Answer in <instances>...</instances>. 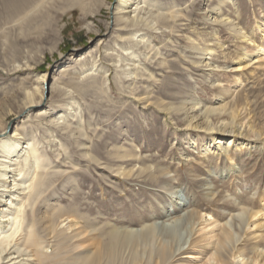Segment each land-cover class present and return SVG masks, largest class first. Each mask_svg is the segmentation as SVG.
<instances>
[{
    "label": "rangeland",
    "instance_id": "374dc122",
    "mask_svg": "<svg viewBox=\"0 0 264 264\" xmlns=\"http://www.w3.org/2000/svg\"><path fill=\"white\" fill-rule=\"evenodd\" d=\"M117 1L42 0L41 7L17 18L0 0V117L14 116L16 102L35 85L34 74L47 73L49 89L62 66L71 90L67 96L52 93L49 108L59 114L66 110L59 101L74 99L75 112L80 109L65 128L58 123L50 129L37 119L26 125L41 163L22 172L27 181L34 178L22 233L35 219L46 264H78L111 228L156 222L154 248L162 240L173 247L164 264H264V53L260 60L246 56L240 69L236 63L263 41L264 0H152L162 12H180L168 26L144 30L160 53L137 49L148 65L140 66L141 77L126 75L133 61L119 58L128 56L119 46L127 41L118 37L125 32L117 17L127 12L113 14ZM89 50L80 61L89 67L96 59L106 75L96 67L75 75L81 67L77 57ZM239 77L243 84L235 88ZM45 106L37 104L22 118ZM231 115L232 125L222 132ZM251 122L261 136L251 134ZM141 165L164 168L168 183L142 179ZM174 201H189L182 216L199 204L210 212L211 223L196 220L190 228L175 220L176 214L166 212ZM241 209L246 213L240 220ZM59 213L70 214L75 225L54 236L44 222ZM209 228L213 234L207 237ZM131 253L123 249L113 264H144L149 254L138 246L134 254L143 260L136 263ZM15 254L11 249L5 257Z\"/></svg>",
    "mask_w": 264,
    "mask_h": 264
},
{
    "label": "bare ground",
    "instance_id": "6f19581e",
    "mask_svg": "<svg viewBox=\"0 0 264 264\" xmlns=\"http://www.w3.org/2000/svg\"><path fill=\"white\" fill-rule=\"evenodd\" d=\"M5 2L10 4V7L12 8V15L17 16V18L27 17V13L30 10L32 9L35 10L36 8L38 9V7H41L42 5V0H5ZM220 2H222V0ZM126 4H127V0H118L115 7L113 8L115 10L113 14L127 12V15L123 14L117 17L118 21L120 22V24L117 25H121L122 30H124L125 32V34L124 33L121 34L120 33L121 31H119L118 37L127 41V44L124 43L119 46L121 47L122 50L125 51V55H127L128 57L130 56V58L125 56L123 57L120 56L119 58L121 61L122 59L123 61L128 59L133 61L134 66L132 65L133 68L126 69V71L124 72L126 75L134 74L136 77H141L145 73V71L143 72L140 66L146 64L144 61H142L143 59L141 58V53L138 52L137 49L143 47L144 50H146L145 52H147V54L152 50L155 57L160 53L159 50L154 47V45H151V41L149 40V35H147V33L144 30L145 29L157 30L158 28H160V26H158L160 23L167 25L166 24L167 22L169 23V21H173L177 19V16L180 11L169 9L168 11H170L171 14H167V12L161 11L162 9H164L161 3L154 2L152 0H133L130 3V5L126 6ZM153 6H156L158 11L160 12L157 11L158 13L156 14L152 13L153 10L148 8H152ZM108 8L110 9V5H108ZM126 8H129V10L125 11ZM214 9L217 12L221 10L220 6ZM213 16L214 15H211V18ZM55 34L56 35L59 34L58 29L56 30ZM212 51L213 50L211 49L210 53H212ZM90 52L92 53V51L89 50L84 54L83 53L80 54V56L77 57L78 63L80 64L81 67L80 70H75V75L77 74L78 76L82 77V75L86 71L88 70L90 71V69L92 70V68L94 67H96L94 68L95 70H97L98 68L102 69V73L106 75L107 70L100 67L97 64V61H95L96 59L95 60L92 59V64L89 67L86 65L85 62L80 61L86 55L90 54ZM263 53H264V35H263V41L261 43L254 45V47L250 51L246 50L244 53L245 56L237 57L236 59L237 60L236 63L238 64L237 68L240 69V66L242 64H243L242 67L246 65V61H245L246 56H249L251 54L257 55V60H260L263 57ZM259 65H261V63ZM146 66L148 67V65ZM146 66H145V70L147 71L148 68ZM65 71L66 69L63 66L56 71L55 75L53 76L51 87L49 89L45 88V83L48 79L47 73L34 74L32 80L35 85L30 90L27 89L24 92L23 98L19 99L16 102L15 105L16 110H14V116L8 121L0 117V264H15V263L33 264L30 261V259L27 258L25 259L21 258L19 259V261H17V258L22 255H27L28 258L33 257L35 260H38L39 264H42V262L43 263L45 262L46 264V261H44V259H47V257L43 251L45 249V245H43V240L42 237L40 236L41 234H39L37 227L35 228L36 222H34L35 220L34 218H33L34 220L32 219L33 221L30 224L31 226L30 229H27L26 232L22 233V231L24 230V229L22 230V227L24 226L23 223L25 222V215H26L24 214V211L26 210L25 204L27 205L30 204L26 202V200L29 198V194H30L29 192L33 191V188L31 187L32 185L31 180L33 176L30 181H27L26 177L24 176L25 173L22 172L26 168L31 169L35 166L37 167L41 163L40 161L41 155L37 149L36 146L37 144L34 142V139L32 137L28 136L25 133V129L27 123L29 121L31 122L34 119H37L48 128L50 127L53 128V126L59 125L58 123H64L65 126L62 127L65 128L68 127L71 124V122H73V121L70 122V119L74 117V115H76L77 111L80 110L77 109V111L75 112L74 104L76 102L73 101L74 99L69 101L60 100L59 101L60 104L59 106L58 105L57 106L58 107L65 106L66 108L65 107L64 108L66 110L62 108L63 110L59 114L55 113L56 109L52 110L51 108H49L48 105V103L51 102V99L48 97H50L52 93H56L57 95H62V96L69 93L70 88L67 89L69 85H67L63 79V75ZM51 80H52V75L50 76V81ZM243 81L244 80L242 78L240 77L237 78V81L235 83V88L240 87L243 84ZM48 86L49 83L46 85V87L48 88ZM75 86L71 85L72 88H74ZM43 101H45L46 103L45 107L39 108L27 114L25 118H22L23 115L30 108L37 106V104ZM195 104H197V102H194L192 106H194ZM77 107L79 106L77 105ZM10 111L11 110H8L7 113ZM206 112L208 113L210 111H206ZM14 118H16L17 121L14 122L15 120ZM18 118L21 120H19ZM230 118H231L230 122H223V125L220 128L222 132L226 131L227 127H229L228 125H232L233 116L231 115ZM13 122L14 123L17 122V123L15 124L12 131L9 134H6L5 130L7 125H9L7 131H10L12 126L11 124ZM249 129L252 135L260 134L258 130H256L253 122L250 123ZM208 148L209 147H207V149ZM230 160L232 161L233 157H230ZM140 167L139 170L137 171V174L143 176L142 179L145 180L148 179L150 182L156 184L158 183L161 184L163 182L168 183L167 179L163 177V175L166 174L164 168L161 169L156 165L153 166L141 165ZM33 174H35V171L33 172ZM20 187L22 188L20 190H23L22 193H20L21 191H18ZM29 189H32V191H30ZM212 191H210L211 194ZM23 193L26 194L22 195ZM189 206H190L189 201L185 202L181 206L178 202L174 201L171 208L172 211L167 210L166 212H169L168 213L169 215L176 214L175 220L179 219L181 221H184V225H188L190 226V228L192 227L193 224H195L196 220H199V222L205 225L211 223L208 220L210 216V212L205 210L199 204L194 205V207L192 208V210H190V212L182 216L187 211V208ZM245 213L246 210L241 209L236 214V216L241 220L243 219V217H245ZM253 213L254 215H257L260 213V211H255ZM70 216H71L70 214L68 215L66 213H61V214L59 213V215L57 216L53 214L48 215L46 221L44 222L47 232L55 236L56 234H60V231L66 232L67 230H69L71 226L75 225L74 223H72L73 224L72 225L69 222ZM59 217L60 218L62 217V220L58 223ZM3 223L6 224V226H1V224ZM60 223H63V227L61 229L58 228V225ZM157 226L158 225L156 224V222H150V223L143 222V225L139 229H128L126 227L117 228V226L115 228L113 227L109 232L103 235L106 236V238L101 237V239H99L96 249L91 251L89 254H86L81 259L80 263L78 262V264H113L114 261H116L120 257V254L123 249L129 248L132 252L131 253V257H132L134 254V249H136L138 246H142L144 250L145 249L148 250L149 254L147 259H145L146 261L144 264H164L170 257L173 256L172 255L173 247L169 246L167 240H162L161 244L154 248V244L157 239V234H156V231L158 230ZM90 228H92L93 231L99 229L98 227H92V226H90ZM212 234H213V228L207 229L206 236L210 237ZM54 240L57 241L58 239H54ZM11 249L16 251L17 255L15 254L16 256L10 255L9 257H5V255L8 252H11ZM134 257L132 258L133 261L136 263H140L143 260V258H141L140 260V257L137 253L134 254ZM24 260H27V262L26 263L23 262Z\"/></svg>",
    "mask_w": 264,
    "mask_h": 264
}]
</instances>
